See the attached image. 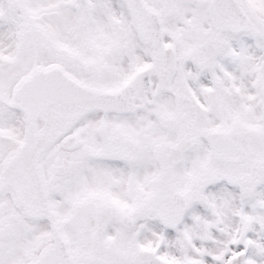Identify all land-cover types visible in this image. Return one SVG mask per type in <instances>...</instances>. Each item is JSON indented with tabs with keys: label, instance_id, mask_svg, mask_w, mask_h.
<instances>
[{
	"label": "snow or ice",
	"instance_id": "6c2138e0",
	"mask_svg": "<svg viewBox=\"0 0 264 264\" xmlns=\"http://www.w3.org/2000/svg\"><path fill=\"white\" fill-rule=\"evenodd\" d=\"M0 264H264V0H0Z\"/></svg>",
	"mask_w": 264,
	"mask_h": 264
}]
</instances>
